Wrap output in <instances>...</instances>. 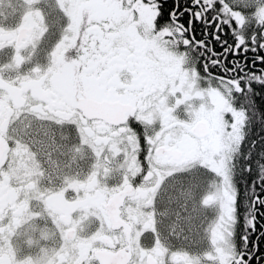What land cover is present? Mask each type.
Masks as SVG:
<instances>
[{
    "label": "snow or ice",
    "instance_id": "1",
    "mask_svg": "<svg viewBox=\"0 0 264 264\" xmlns=\"http://www.w3.org/2000/svg\"><path fill=\"white\" fill-rule=\"evenodd\" d=\"M0 264H264V0H0Z\"/></svg>",
    "mask_w": 264,
    "mask_h": 264
}]
</instances>
